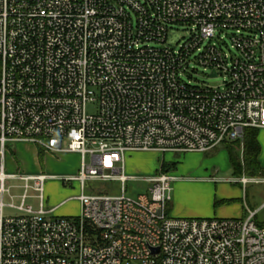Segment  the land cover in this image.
Here are the masks:
<instances>
[{
	"label": "built area",
	"instance_id": "1",
	"mask_svg": "<svg viewBox=\"0 0 264 264\" xmlns=\"http://www.w3.org/2000/svg\"><path fill=\"white\" fill-rule=\"evenodd\" d=\"M184 24L189 37L171 43ZM194 63L212 82L186 79ZM247 129H264V0H0V264H264V203L244 217H174L172 172L140 178L149 188L135 197L126 187L129 152L243 147ZM18 142L80 155L64 179L81 183L79 215L46 207L56 175L7 171ZM10 179L24 182L20 205L6 203ZM87 181L122 192L86 193ZM227 181L246 191L264 175Z\"/></svg>",
	"mask_w": 264,
	"mask_h": 264
},
{
	"label": "rangeland",
	"instance_id": "2",
	"mask_svg": "<svg viewBox=\"0 0 264 264\" xmlns=\"http://www.w3.org/2000/svg\"><path fill=\"white\" fill-rule=\"evenodd\" d=\"M191 29L187 24L178 25L170 33V42L175 44L185 40L189 37ZM192 67H197L198 69L191 71L192 76L187 75V80L196 84L212 82L209 69L200 65L197 66L195 63L191 66V70ZM89 109L92 112L96 111L95 106H90ZM258 138L262 146L259 161L264 168V129L259 131ZM231 148L243 161L242 144L236 143ZM39 149L43 150L44 155L42 157L39 156ZM6 160L8 172L17 173L18 175H36L39 173L56 175V177L49 178L46 182V207H55L56 209L53 214L58 216H74L80 214L81 203L77 199V196L83 191L81 183L79 181L67 183L64 179H70L72 176L78 174L81 166V157H76L69 152L55 155L44 148L35 146L33 143L18 142L8 143ZM87 161L90 162V156L87 157ZM160 169L170 171L179 177V179L186 178V181L189 180L196 185L204 186L206 189L209 184H213L216 197L221 199V204L217 208L226 215L224 217H230L233 214L240 216L239 203H246V199H248L252 208H259L264 203V184L250 183L245 191L241 185L227 181V179L233 178L237 174L235 168L230 163L226 144L219 145L207 152L165 154L156 151L129 152L126 155V173L134 176V178L130 179L126 184L127 194L135 197L138 194L146 192L149 185L140 178L156 174ZM259 175H264V173H259ZM23 184L24 182L19 179H10L8 181V187H10V193L6 195V203L8 205L21 204V197L25 193ZM121 189L122 183L117 181H87L85 192H100L116 195L122 192ZM29 194L31 196L27 199L26 205H31L34 209H39L40 201L35 197L34 191H30ZM242 199L243 201H241ZM216 202L220 201L216 200ZM171 204L172 199L169 203V210ZM5 214L7 216H14L21 214V211L7 206ZM259 220H264V210L260 212Z\"/></svg>",
	"mask_w": 264,
	"mask_h": 264
},
{
	"label": "crops",
	"instance_id": "3",
	"mask_svg": "<svg viewBox=\"0 0 264 264\" xmlns=\"http://www.w3.org/2000/svg\"><path fill=\"white\" fill-rule=\"evenodd\" d=\"M72 154L76 157L78 156L80 157L78 153H72ZM9 173H13V172H9ZM175 182H176L175 185H173V192L175 193L174 195H172V204L170 207V213L172 216L174 217H224L226 216L221 212L220 209L217 208L221 204V199H218L216 197V194L214 191L215 188L213 187V184L212 185L209 184L207 186L208 188L206 189L204 186L196 185L195 183L189 180L186 181V178L178 179ZM235 184H239V183H235ZM216 200L220 201L218 202L219 205H216ZM241 201H243V199ZM239 206H240V210H239L240 216L233 214V215H230V217H244L247 215V207L252 208L248 199H246V203L244 202L239 203ZM80 207H81V204H80ZM80 213H81V210H80ZM77 215H74V216H77ZM74 216H71V217H74Z\"/></svg>",
	"mask_w": 264,
	"mask_h": 264
},
{
	"label": "trees",
	"instance_id": "4",
	"mask_svg": "<svg viewBox=\"0 0 264 264\" xmlns=\"http://www.w3.org/2000/svg\"><path fill=\"white\" fill-rule=\"evenodd\" d=\"M258 137V129H247L245 139L243 141V161L240 159V156L231 148L232 145H235L236 143L242 144V142L236 141L226 143L230 163L235 168L237 176H240L244 173L251 176H257L259 173H264V168L261 166L259 161L262 146ZM43 155V150L39 149V156L42 157ZM217 204L218 202H216V205ZM262 225H264V223H262Z\"/></svg>",
	"mask_w": 264,
	"mask_h": 264
},
{
	"label": "water",
	"instance_id": "5",
	"mask_svg": "<svg viewBox=\"0 0 264 264\" xmlns=\"http://www.w3.org/2000/svg\"><path fill=\"white\" fill-rule=\"evenodd\" d=\"M213 76H217L216 73H214Z\"/></svg>",
	"mask_w": 264,
	"mask_h": 264
}]
</instances>
